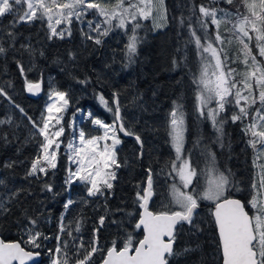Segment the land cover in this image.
I'll return each mask as SVG.
<instances>
[{"label": "trees", "instance_id": "trees-1", "mask_svg": "<svg viewBox=\"0 0 264 264\" xmlns=\"http://www.w3.org/2000/svg\"><path fill=\"white\" fill-rule=\"evenodd\" d=\"M200 4H208V0H165L164 30L156 29L153 20L156 15L150 17L152 20H140L143 27L136 29L138 43L134 62L127 67L125 46L129 43L131 31L120 33L113 30L103 37L102 44L96 45L84 35L89 31L87 21L97 19L91 11L84 18V23L73 19L70 25L71 36L65 35L64 39H49L46 21L37 19L31 23L20 22L11 15L0 18V43L8 49L6 55L0 56V85L7 86L11 82L7 91L15 105L24 110L21 113L6 99L0 98V120L12 121L11 124L0 125V178L4 181L0 184V195L11 189L27 190L21 192L16 203L8 205L10 212L0 216V237L6 242L17 241L23 247H30L22 240L23 225L27 222L21 209L27 208L28 215L33 216L43 213L40 216L39 230L49 239L41 238V248L32 249L41 254V260L35 264H50L48 250L57 245L58 234L61 243H68L70 254L75 250V244L80 241L87 246L93 238L94 229L98 227V219L105 214L106 208L109 214L98 233L99 245L108 249L115 241L117 249H121L127 235L131 234L135 248L136 242L143 238V231L134 228L142 210L134 201L137 185L141 189L145 186L148 169H151L155 190L151 211H167L172 207L171 186H181L178 177L173 179L168 176L170 164L176 157L168 135L169 113L174 108V102L182 104L186 117L184 154H191L192 163L197 166V177L187 191H192L193 187L200 191L206 183L207 161L202 151L207 146L215 154L217 169L226 175L231 173L234 186L230 188L228 195L243 201L252 214L253 210L248 201L251 198L254 178L258 182V168L253 165L254 150L247 144L250 136L243 129L251 121V114L260 105L257 103L250 107L249 117L235 123L230 116L233 112H238V108L226 105V110L217 118L219 121L229 117L223 126V145L216 142L217 133L211 120L206 116H199L196 99L198 90L193 83V77L199 75L201 58L195 44L188 42V17L191 16V23L198 27L192 10L193 6L198 7ZM217 6L232 14L230 19L233 22L237 10L239 13L246 11L238 0H233L232 4L218 0ZM220 15L218 13V17ZM181 16L185 18L183 27L180 25ZM224 24L228 30L223 33V37L229 43V48L232 52L240 51L242 55V45L238 42L239 33L235 31L232 23ZM6 31L14 33L15 39L9 37ZM213 31L214 27L210 25V36ZM197 34L202 37L203 42V32L198 31ZM21 45L31 46L35 55L30 56ZM250 47L257 59L262 61L264 57L258 55L254 39ZM70 52L75 54L74 60L69 58ZM173 60L176 61L175 67ZM17 61L24 66L23 74L17 67ZM85 79L89 81L87 84L79 83ZM28 82L42 84L43 90L39 97L27 93ZM52 89L68 93L69 106L65 127L68 129L69 118L80 116L82 128L86 133L92 134H98L101 130L93 131L95 126L89 116L85 117L89 112L104 122L113 121V114L99 102L97 94H103L111 104L112 93H120L121 116L125 127L141 137L143 154L137 158L140 153L137 141L120 135L122 143L116 148V158L122 166L113 167L116 179L113 188L105 191L104 197L88 196L86 186L78 180L66 183L73 168L66 148L67 136L58 151L57 167L48 170L41 180L26 178V171L32 161L41 154L43 142L42 136L33 135L35 130L32 129L28 117L33 121H40ZM10 162H14L13 167L5 168L4 165ZM45 182L52 186V192L42 189ZM68 200L73 203L65 210L64 205ZM117 208L124 211L116 212ZM210 208L212 204L203 201L197 209L199 215L194 217L193 222L200 225L199 231L184 224L183 231L177 233L174 249L182 251L184 248H191L194 251L171 260L170 264H222L218 232ZM127 213L133 215L129 216ZM62 215L64 224L68 227L65 232L60 233ZM18 220L20 223H17ZM112 220L117 223H112ZM76 223L80 224L79 232L73 230ZM68 231H72L71 236ZM102 259L103 254L98 252L92 257L90 264H101Z\"/></svg>", "mask_w": 264, "mask_h": 264}, {"label": "snow or ice", "instance_id": "snow-or-ice-1", "mask_svg": "<svg viewBox=\"0 0 264 264\" xmlns=\"http://www.w3.org/2000/svg\"><path fill=\"white\" fill-rule=\"evenodd\" d=\"M225 3L232 4L233 0H225ZM245 8V13L237 10L235 22L230 19L232 14L217 6V0H208V4L193 6L192 16L196 18L194 27L191 23L192 17H188L189 43H194L196 50L201 58L199 75H194L193 83L197 86V111L200 117L206 116L211 120L212 126L217 133L216 142L223 145L224 123L229 117L220 119L218 117L226 110V105L238 108V112H233L230 119L233 123L243 121L249 117L248 109L257 103L259 108L252 113L251 121L245 125L244 132L250 136L247 144L254 150L253 165L259 168L256 174L258 182L254 178L251 189V198L248 201L252 211L246 210L245 204L228 195L234 182L231 180V173L220 172L216 167L215 154L210 148L205 146L202 155L207 161L205 174L206 183L200 191L196 187L192 191H182L176 184H172V207L167 211L153 212L149 210V201L155 195L153 177L151 169H148L145 186L141 189L137 185L136 199L134 203L138 205L142 212L134 223L136 230L143 229V238L136 242L133 250V236L127 235L123 247L117 250L116 242L112 246L104 249L99 245L98 233L105 225V220L109 214L107 208L105 214L98 219V227L94 229L93 238L87 246L82 241L75 244V250L69 253L68 243L60 242V235H57V245L54 249L48 250L50 264H90L92 257L98 252L103 254L101 264H170V261L194 251L191 248H184L182 251L174 249L176 235L183 231V225H190L197 231L200 230L199 224H194V217L199 215L197 209L201 207V202L208 201L213 207L210 208L211 217L218 229V249L222 257V264H264V164H257V160L264 158V65L252 54L250 47L251 41H256L258 55L264 57V0H241ZM92 12L95 21L88 20V32L84 33L88 40H92L96 45L103 42V37L115 28L126 29L127 24H132L129 43L125 46V59L127 64L134 62L137 50L138 39L136 29L141 27L139 21L153 17L154 23L157 20L166 19V8L164 0H0V18L11 15L17 21L31 23L33 20L46 21L49 29L48 38L58 37L64 39L65 35L71 36L69 27L73 18L84 23V18ZM197 12L199 14H197ZM39 13V15H37ZM218 13L221 15L218 17ZM113 21H116L113 24ZM15 22V21H14ZM64 23L66 27L57 31V27ZM222 23H232L237 33L238 42L242 45L241 51L244 53L243 63L248 67L242 75L243 78L237 81L233 73L235 69L229 68L226 61L227 53L224 52V38L220 35L219 28ZM185 18L181 16L180 25L183 27ZM215 25L214 35H209V25ZM106 26V27H105ZM157 27L161 26L156 24ZM203 32L202 37L197 34ZM91 33H96L93 36ZM254 33V35H253ZM6 34L15 39L12 32ZM247 40V42H246ZM24 51L30 56L35 55V50L31 46L21 45ZM6 49L0 43V56L7 54ZM207 53L208 56L204 54ZM43 53H41L42 55ZM69 58H76L74 53H69ZM249 59L251 64H249ZM176 66V61H172ZM17 67L21 74L24 73V66L17 61ZM211 70V71H210ZM88 79L81 80L79 83L87 84ZM242 85V86H241ZM11 87V82L7 86L0 85V98L6 99L21 113L24 112L19 105H15L11 95L7 91ZM29 92H38L39 83H27ZM247 93V94H245ZM120 93L113 92L111 104L103 94H97L99 102L104 108L113 114L112 123L93 117L89 112L88 116L91 123L95 126L93 131L101 130L98 134L86 133L83 129L76 130V138L79 143L70 142L67 147L72 151L73 157H78L74 162L77 164L75 171H70L66 183L80 181L86 186L87 195L106 196L103 188L111 190L116 179L115 171H108L109 168L121 167L117 160V145L122 143L120 133L124 136H133L140 144V153L143 154V142L141 137L131 129L125 127L124 119L121 116ZM232 97V99H229ZM52 103L46 106L45 113H42L39 122L28 120L34 129L33 135L43 137L41 143L42 155H37L32 161L30 168L26 171L27 177H34L36 180L43 179L47 175L49 168L57 167V152L60 148L58 142L65 129L57 127L63 120L59 115L69 106L68 93L52 89L49 94ZM215 101V107H209ZM55 113L56 115H53ZM26 115V113H25ZM55 121V123H53ZM11 119L0 120V125L11 124ZM74 124V122H73ZM51 126V128H50ZM55 129V130H52ZM185 113L182 104L174 102V108L169 113L168 135L172 147L175 149L176 157L170 164L168 176L179 178L183 189H188L193 185V180L197 177V166L192 163L191 154H184L185 143ZM6 140L7 137H4ZM111 141V144L108 141ZM103 142V143H101ZM199 143V142H197ZM53 145L55 147L53 148ZM179 163V167H177ZM14 162L6 163L5 168L13 167ZM127 160L124 161V165ZM43 174V175H41ZM173 174H175L173 176ZM4 181L0 178V184ZM197 186L199 181L197 180ZM42 189L52 192V186L45 182ZM26 189H11L0 195V216L11 211L9 204L16 203L21 192ZM55 195V193H53ZM73 203L72 200L65 202V210ZM116 212L124 211L117 208ZM22 216L27 222L23 225V243L28 248L23 247L21 242L5 243L0 240V264H28L34 261L39 252L32 249H39L42 241L49 239L39 230L40 216L28 215V209H21ZM131 216L133 213H127ZM112 223H117L112 220ZM17 223H20L18 220ZM180 225L178 228L177 226ZM67 225L64 224L63 215L60 217L59 232L63 233ZM75 232L80 231V224L76 223ZM72 235V231H68ZM81 250L82 254H81ZM73 257L75 259L73 260Z\"/></svg>", "mask_w": 264, "mask_h": 264}, {"label": "rangeland", "instance_id": "rangeland-1", "mask_svg": "<svg viewBox=\"0 0 264 264\" xmlns=\"http://www.w3.org/2000/svg\"><path fill=\"white\" fill-rule=\"evenodd\" d=\"M218 1V0H217ZM238 1H240V3H241V0H238ZM164 6H165V0H164ZM244 8V7H243ZM245 9V8H244ZM38 14V13H37ZM153 15H156V13L154 12L153 13ZM74 20H76L75 18H73ZM150 20H152L151 18H149ZM166 20V19H165ZM78 21V20H77ZM116 23V21H113V24H115ZM156 24H159V25H161V26H159V27H157L156 26V29H159V30H164L165 29V27H166V23L164 22V20H157V21H155V25ZM211 25V24H210ZM210 25H209V29H210ZM66 27V25L64 24V23H62L61 25H59L58 27H57V31H58V29H59V31H61L62 29H64ZM70 27V26H69ZM143 26H141V28H142ZM213 27H214V31H213V35H214V33H215V25H213ZM131 29H132V24L131 23H129V24H127V27H126V29H119V28H115L114 30H118L120 33H128V32H130L131 31ZM228 30V27L224 24V23H222L221 25H220V28H219V32H220V35L223 37V33L224 32H226ZM254 34V33H253ZM209 35H210V32H209ZM224 38V37H223ZM223 49H224V52H226L227 53V56H228V60L226 61V63H227V66L229 67V68H232V69H235L236 71L233 73V76H234V78L237 80V81H239V80H241L242 78H243V73L245 72V71H247L248 70V67L243 63V60H244V53L241 55L240 54V51H235V52H232L231 51V49L229 48V43L228 42H226L225 41V39H224V44H223ZM238 49V48H237ZM252 54L254 55V53L252 52ZM205 56H208V54L207 53H205ZM259 60V59H258ZM259 61H261V60H259ZM261 63H262V65H264V59L261 61ZM249 64H251V60L249 59ZM211 71V70H210ZM242 86V85H241ZM49 94H50V92H49ZM49 94H48V97H47V99H48V103H47V105L48 104H50V103H52V100H50L49 99ZM245 94H247V93H245ZM215 104V101H213V103L211 104V105H209V107H215L216 105H214ZM46 105V106H47ZM260 107V106H259ZM258 107V108H259ZM45 110H46V107H45ZM68 111V107H67V109L63 112V113H60L59 115H61L62 117H63V120L61 121V123L59 124V125H57V127H64V129H65V132H64V134L61 136V137H59V139H58V142L60 143V146L63 144V141H64V139H65V137L67 136V138H66V141H67V144H66V148H67V151H68V154H69V160H70V162H71V164H72V166H73V168H72V171H75L76 170V168H77V164L74 162V160L75 159H78V157H73V155H72V151L67 147V145L70 143V142H73L74 144H78L79 143V141H78V139L76 138V133L74 132V128L76 129V130H79V129H83L82 128V126H81V122H82V120L80 119V116L79 117H74V118H69V120H68V129L65 127V117H66V112ZM53 115H56L55 113H53ZM85 117H88V115H86ZM73 122H74V124H73ZM53 123H55V121H53ZM107 123V122H106ZM185 125H186V117H185ZM50 128H51V126H50ZM186 128H187V126H186ZM52 130H55V129H52ZM84 130V129H83ZM85 131V130H84ZM185 140H186V132H185ZM101 143H103V142H101ZM108 143L109 144H111V141L109 140L108 141ZM119 145H117V147H118ZM184 146H185V143H184ZM55 147V145H53V148ZM116 147V148H117ZM40 155H42V151H41V154ZM57 158H58V152H57ZM57 162V161H56ZM257 164H264V158H262V159H259V160H257ZM114 167V166H113ZM113 167H111V168H109L108 169V171H114V168ZM177 167H179V163H177ZM51 168H49V170H50ZM260 170H259V168H258V172H259ZM179 179V178H178ZM113 184H114V180L113 181H111ZM101 187H102V189H103V191L105 192V191H109L108 189H106V188H103V186L101 185ZM178 187H180L181 188V190L182 191H187L188 189H183L182 188V186H179L178 185ZM206 202H208V201H206ZM208 203H210V202H208ZM211 204V203H210Z\"/></svg>", "mask_w": 264, "mask_h": 264}, {"label": "water", "instance_id": "water-1", "mask_svg": "<svg viewBox=\"0 0 264 264\" xmlns=\"http://www.w3.org/2000/svg\"><path fill=\"white\" fill-rule=\"evenodd\" d=\"M40 84V89H39V91L38 92H29L28 91V89H27V93L30 95V96H33V97H39L41 94H42V90H43V86H42V84L41 83H39ZM120 135L123 137V138H131V139H134L135 140V138L133 137V136H124L123 135V133H120ZM139 144V143H138ZM139 146H140V144H139ZM153 198H154V196L151 198V200L149 201V210L151 211V209H150V206H151V202H152V200H153ZM232 198H234V197H232ZM235 199H238V198H235ZM240 200V199H239ZM243 202V201H242ZM212 207H213V205H212ZM247 210V209H246ZM248 211V210H247ZM141 212H142V210H141ZM250 214V213H249ZM251 215V214H250ZM178 227V226H177ZM217 228V227H216ZM142 231H143V229H141ZM217 232H218V229H217ZM219 237V236H218ZM0 240H3L1 237H0ZM4 241V240H3ZM5 243H11V242H6V241H4ZM14 242H17V241H14ZM175 245V244H174ZM135 248H133V250H134ZM117 250H119V249H117ZM41 260V254L34 260V261H29L28 262V264H35V263H37V262H39Z\"/></svg>", "mask_w": 264, "mask_h": 264}]
</instances>
